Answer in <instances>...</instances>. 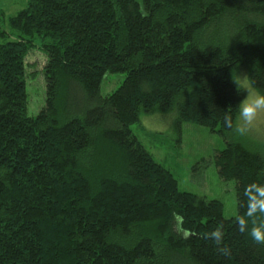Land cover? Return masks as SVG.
I'll list each match as a JSON object with an SVG mask.
<instances>
[{
	"label": "trees",
	"instance_id": "trees-1",
	"mask_svg": "<svg viewBox=\"0 0 264 264\" xmlns=\"http://www.w3.org/2000/svg\"><path fill=\"white\" fill-rule=\"evenodd\" d=\"M1 22H6L1 13ZM0 25V264H264L247 217L264 155L233 141L243 70L264 90V0H30ZM12 39H15L13 41ZM47 56L45 106L28 111L25 58ZM108 74L122 85L101 95ZM176 114L220 134L238 215L184 192L131 127ZM223 232L224 256L211 238Z\"/></svg>",
	"mask_w": 264,
	"mask_h": 264
},
{
	"label": "rangeland",
	"instance_id": "rangeland-1",
	"mask_svg": "<svg viewBox=\"0 0 264 264\" xmlns=\"http://www.w3.org/2000/svg\"><path fill=\"white\" fill-rule=\"evenodd\" d=\"M29 1L0 0V19L3 13L6 20L0 25L6 29L9 18L25 9ZM39 47L37 41L35 48L25 58L30 116L38 115L45 106L46 81L43 71L48 60ZM241 74L249 76L246 70L234 76L239 77ZM125 77L124 74L106 75L101 85V95L106 97L112 94L122 85ZM131 129L155 160L176 177L181 191L219 201L224 206L225 218L237 217L236 182L222 181L214 162L215 154L227 145L220 134L193 123H184L179 133L176 114L159 110L142 114L140 121ZM231 137V140L241 142L247 149L264 155V113L258 115L245 134L233 131Z\"/></svg>",
	"mask_w": 264,
	"mask_h": 264
},
{
	"label": "clouds",
	"instance_id": "clouds-1",
	"mask_svg": "<svg viewBox=\"0 0 264 264\" xmlns=\"http://www.w3.org/2000/svg\"><path fill=\"white\" fill-rule=\"evenodd\" d=\"M232 80L236 85L238 95L244 94L243 99L237 105L238 115L235 122L232 113L225 110L223 120L226 126L233 128L238 134H245L254 124L259 114L264 113V90H257L250 77L241 74L236 77L232 74ZM252 192L248 195L247 217L254 218L258 213H264V185L253 184L250 186ZM238 230L249 231L251 239L258 244H264V221L258 225L253 222L251 229H248V221L243 217L237 218ZM211 238L218 246V251L224 256L229 255V248L223 246V232L217 228L211 232Z\"/></svg>",
	"mask_w": 264,
	"mask_h": 264
}]
</instances>
